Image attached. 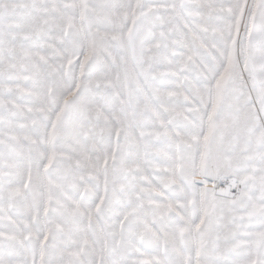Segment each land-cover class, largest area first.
<instances>
[{
    "label": "rangeland",
    "instance_id": "1",
    "mask_svg": "<svg viewBox=\"0 0 264 264\" xmlns=\"http://www.w3.org/2000/svg\"><path fill=\"white\" fill-rule=\"evenodd\" d=\"M0 264H264V0H0Z\"/></svg>",
    "mask_w": 264,
    "mask_h": 264
},
{
    "label": "bare ground",
    "instance_id": "2",
    "mask_svg": "<svg viewBox=\"0 0 264 264\" xmlns=\"http://www.w3.org/2000/svg\"><path fill=\"white\" fill-rule=\"evenodd\" d=\"M23 24H24V23H23ZM253 187H255V186H253ZM239 246H240L241 248H243L240 244H238V247H239ZM240 250H241V249H240Z\"/></svg>",
    "mask_w": 264,
    "mask_h": 264
}]
</instances>
